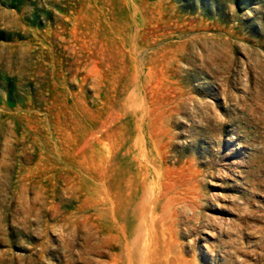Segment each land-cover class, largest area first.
<instances>
[{
    "label": "rangeland",
    "instance_id": "rangeland-1",
    "mask_svg": "<svg viewBox=\"0 0 264 264\" xmlns=\"http://www.w3.org/2000/svg\"><path fill=\"white\" fill-rule=\"evenodd\" d=\"M0 264H264V0H0Z\"/></svg>",
    "mask_w": 264,
    "mask_h": 264
}]
</instances>
